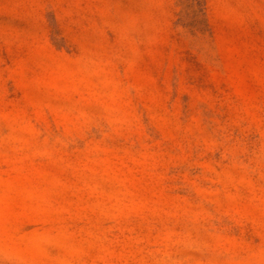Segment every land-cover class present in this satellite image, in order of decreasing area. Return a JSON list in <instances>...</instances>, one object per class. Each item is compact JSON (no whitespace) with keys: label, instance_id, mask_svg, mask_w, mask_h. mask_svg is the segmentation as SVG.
<instances>
[{"label":"rangeland","instance_id":"374dc122","mask_svg":"<svg viewBox=\"0 0 264 264\" xmlns=\"http://www.w3.org/2000/svg\"><path fill=\"white\" fill-rule=\"evenodd\" d=\"M0 0V264H264V0Z\"/></svg>","mask_w":264,"mask_h":264},{"label":"trees","instance_id":"16d2710c","mask_svg":"<svg viewBox=\"0 0 264 264\" xmlns=\"http://www.w3.org/2000/svg\"><path fill=\"white\" fill-rule=\"evenodd\" d=\"M180 2H181L180 4L182 5L183 9H191V8L201 6V4H199L201 0H180Z\"/></svg>","mask_w":264,"mask_h":264}]
</instances>
